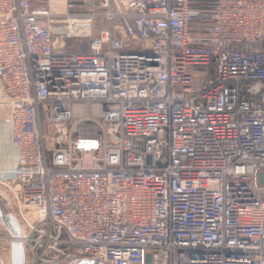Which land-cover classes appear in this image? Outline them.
Here are the masks:
<instances>
[{"label": "built area", "instance_id": "built-area-1", "mask_svg": "<svg viewBox=\"0 0 264 264\" xmlns=\"http://www.w3.org/2000/svg\"><path fill=\"white\" fill-rule=\"evenodd\" d=\"M97 1L0 0L24 264H264V0Z\"/></svg>", "mask_w": 264, "mask_h": 264}, {"label": "water", "instance_id": "water-1", "mask_svg": "<svg viewBox=\"0 0 264 264\" xmlns=\"http://www.w3.org/2000/svg\"><path fill=\"white\" fill-rule=\"evenodd\" d=\"M0 220L6 227L8 232L14 237L11 241V262L12 264H24L25 263V248L19 237L22 234V226L17 216L10 211L4 201L3 196L0 194ZM77 264H105L96 263L93 259L86 258L78 262Z\"/></svg>", "mask_w": 264, "mask_h": 264}, {"label": "rangeland", "instance_id": "rangeland-1", "mask_svg": "<svg viewBox=\"0 0 264 264\" xmlns=\"http://www.w3.org/2000/svg\"><path fill=\"white\" fill-rule=\"evenodd\" d=\"M196 1L200 2V0H196ZM74 2L77 4V8L78 9L87 10V9L92 8L94 4H97L98 1L97 0H85V1L84 0H74ZM72 42H73V40H69V43H68V46H67L70 49L82 48L84 45L87 44V42H85V41L84 42L83 41H76L75 43H72ZM6 115H7V111L6 110H0V126H3L2 129H1V132H3V133H2V135L0 137V140H3V142H4L1 145V149L2 150L9 149V146L6 145V143H5V141H7V139H6L7 133H5V129H4V119H5ZM95 129L96 128L93 127V124L88 123V122H84L83 124H79V128H78V131L76 132V134H78V132H80V133L95 132ZM0 194L3 196L5 203H6L7 200H10L12 206L16 208V202L12 198V193L7 188V186L2 185V184L0 185ZM15 208H13L11 210L13 211ZM3 232H4V230H3ZM8 243H10V242L4 243V246L6 248L9 247ZM6 254L9 255L8 250H6Z\"/></svg>", "mask_w": 264, "mask_h": 264}, {"label": "crops", "instance_id": "crops-1", "mask_svg": "<svg viewBox=\"0 0 264 264\" xmlns=\"http://www.w3.org/2000/svg\"><path fill=\"white\" fill-rule=\"evenodd\" d=\"M201 3H202V4H204V3H205V1H204V0H201Z\"/></svg>", "mask_w": 264, "mask_h": 264}]
</instances>
